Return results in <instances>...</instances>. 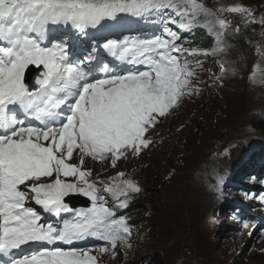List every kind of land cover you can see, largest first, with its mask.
Instances as JSON below:
<instances>
[{
    "label": "snow or ice",
    "instance_id": "1",
    "mask_svg": "<svg viewBox=\"0 0 264 264\" xmlns=\"http://www.w3.org/2000/svg\"><path fill=\"white\" fill-rule=\"evenodd\" d=\"M163 9L180 17L171 22L182 30L205 28L215 37V47L186 48L177 43L180 37L170 28H165V37L123 44L109 40L103 44L107 52L142 66L117 72L98 59L93 63L92 55L71 59L63 43H44L49 25H71L83 33L120 14L139 17ZM224 13L257 22L242 5L214 11L201 0H0V253L8 257L0 264H99L92 250L77 247H42L9 256L30 242L72 245L94 237L110 245L113 256L118 242L127 243L130 228L123 219H112L115 213L105 206L103 193L126 207L129 193L139 192V186L121 172L97 187L99 182L87 179L91 171L83 170L84 158L109 159L115 167L121 158L129 153L138 156L152 143L147 133L159 118L184 95L196 93L191 65L199 66L201 61L181 57L225 51L223 38L231 21ZM259 23L264 25V17ZM29 66L39 70L32 88L26 81ZM225 70L221 63V73ZM28 118L38 123L26 122ZM74 153L78 164L70 163ZM73 193L87 197L91 207L59 227L42 223L41 214L31 206L60 216L72 211L65 197ZM243 227L248 228L249 222ZM98 251L106 253L109 248Z\"/></svg>",
    "mask_w": 264,
    "mask_h": 264
},
{
    "label": "rangeland",
    "instance_id": "2",
    "mask_svg": "<svg viewBox=\"0 0 264 264\" xmlns=\"http://www.w3.org/2000/svg\"><path fill=\"white\" fill-rule=\"evenodd\" d=\"M201 2L214 11L242 5L257 22L223 14L231 21L223 38L225 51L211 55L209 61L199 60L192 78L196 93L184 95L159 118L147 133L152 143L138 156L129 153L115 167L110 160L84 162L83 170L91 171L87 179L99 182V188L121 172L140 188L127 197L134 214L127 243L115 249V256L92 252L99 264H264V237L258 230L234 229L215 187L233 161L246 159L250 144L264 142V25L259 23L264 0ZM203 33L201 45L213 49L215 37L205 28ZM103 194L110 204L119 203Z\"/></svg>",
    "mask_w": 264,
    "mask_h": 264
},
{
    "label": "water",
    "instance_id": "3",
    "mask_svg": "<svg viewBox=\"0 0 264 264\" xmlns=\"http://www.w3.org/2000/svg\"><path fill=\"white\" fill-rule=\"evenodd\" d=\"M71 202V201H70ZM72 203V202H71ZM73 204V203H72ZM74 206H76L75 204H73Z\"/></svg>",
    "mask_w": 264,
    "mask_h": 264
},
{
    "label": "bare ground",
    "instance_id": "4",
    "mask_svg": "<svg viewBox=\"0 0 264 264\" xmlns=\"http://www.w3.org/2000/svg\"><path fill=\"white\" fill-rule=\"evenodd\" d=\"M117 26H119V25H117ZM215 119V118H214ZM132 167V166H131Z\"/></svg>",
    "mask_w": 264,
    "mask_h": 264
}]
</instances>
